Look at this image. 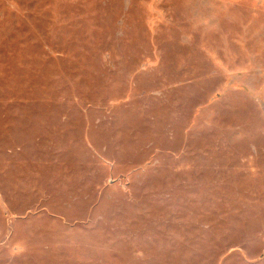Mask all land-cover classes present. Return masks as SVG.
<instances>
[{
    "label": "rangeland",
    "instance_id": "obj_1",
    "mask_svg": "<svg viewBox=\"0 0 264 264\" xmlns=\"http://www.w3.org/2000/svg\"><path fill=\"white\" fill-rule=\"evenodd\" d=\"M0 264H264V0H0Z\"/></svg>",
    "mask_w": 264,
    "mask_h": 264
}]
</instances>
